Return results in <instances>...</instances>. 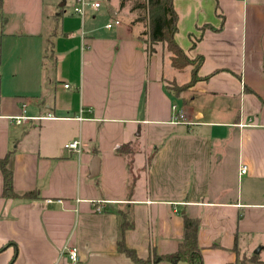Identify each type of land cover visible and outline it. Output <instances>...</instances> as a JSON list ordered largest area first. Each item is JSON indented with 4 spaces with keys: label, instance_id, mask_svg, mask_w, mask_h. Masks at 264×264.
<instances>
[{
    "label": "crops",
    "instance_id": "obj_1",
    "mask_svg": "<svg viewBox=\"0 0 264 264\" xmlns=\"http://www.w3.org/2000/svg\"><path fill=\"white\" fill-rule=\"evenodd\" d=\"M107 1L99 30L89 1L79 24L67 0H2L0 159L14 193L37 198H4L0 172V264H70L66 247L77 264H133L117 249L121 216L143 260L176 251L186 216L202 264H264V0H173L175 42L202 57L178 93L192 67L150 52L142 24ZM19 43L21 84L7 67Z\"/></svg>",
    "mask_w": 264,
    "mask_h": 264
},
{
    "label": "trees",
    "instance_id": "obj_2",
    "mask_svg": "<svg viewBox=\"0 0 264 264\" xmlns=\"http://www.w3.org/2000/svg\"><path fill=\"white\" fill-rule=\"evenodd\" d=\"M119 9H128V12L134 15L133 22L146 25L147 29L142 32L147 36L145 42L149 45V51L152 52L157 45H163L165 50L170 54L171 66L176 70L186 67H192L190 81L180 87H173L178 93L192 86L196 81L200 80L197 70L202 63V57L196 56L190 59L184 51L177 45L174 35L177 32V16L173 8V0H118ZM2 0H0L1 14ZM9 154L0 159V172L2 175V196L6 199H32L37 198L35 193H26L23 196H17L12 188V173L7 168ZM118 225L120 238L117 243V249L123 253L133 264H159L161 262L169 264H177L184 262L187 264H202L200 248L197 244V225L195 219L183 217L184 238L178 244L175 252L170 254L158 255L153 253L146 260L137 256L134 250L125 246L122 235L124 231L131 227V224L125 217L121 216ZM234 264H246V260Z\"/></svg>",
    "mask_w": 264,
    "mask_h": 264
},
{
    "label": "rangeland",
    "instance_id": "obj_3",
    "mask_svg": "<svg viewBox=\"0 0 264 264\" xmlns=\"http://www.w3.org/2000/svg\"><path fill=\"white\" fill-rule=\"evenodd\" d=\"M91 3V4H95L97 3L98 5L101 6V10H100V13L97 14L94 18V21L91 23L92 26H95L96 28H98L99 30L100 29H103V26L106 22H108V18H109V14L108 13H105L104 11H106V8L109 7V2L107 0H86V2ZM76 4V0H67V3L64 7V11H65V16L68 17V15H71V10L73 9V6ZM112 9H115L116 8V2L114 1H111L110 3ZM88 7L85 6L84 8V11L85 13L88 12ZM79 18H77L78 20V23L80 24L81 23V19L82 17L81 16H78ZM134 15L130 14L128 12V9L127 8H124L120 13L117 14V18H119V20L122 22V23H129V21L133 20L134 19ZM147 29L146 25L142 24V28H141V31H145ZM143 35V34H142ZM144 36V35H143ZM144 40H147V36H144ZM148 48H149V45H148ZM18 55H20L22 57V43H19L17 45V48L16 50L13 49L10 51V58H9V61H8V65L7 67H11V68H14L15 69H18V71H22V61L20 62L19 59H18ZM18 72V73H19ZM22 72H20V74L17 75V81L21 84L22 83Z\"/></svg>",
    "mask_w": 264,
    "mask_h": 264
},
{
    "label": "built area",
    "instance_id": "obj_4",
    "mask_svg": "<svg viewBox=\"0 0 264 264\" xmlns=\"http://www.w3.org/2000/svg\"><path fill=\"white\" fill-rule=\"evenodd\" d=\"M88 5V3L86 2V0H77L76 4L73 6L72 12L78 16L84 17L85 15V11L84 8L85 6ZM91 7L93 10H97L99 8V5L97 3L95 4H91ZM119 21L118 20H112L110 23H108L106 25V28L110 29L115 25H118ZM68 85H64V88H67ZM176 107L173 106V109H175ZM23 113H25V111L23 110ZM29 117H26L25 115H21L18 117H10V121L13 122L14 124H20L22 121L27 120ZM54 115L51 113H48L45 116L42 117H35L36 120L38 119H42V120H50V119H54ZM79 120H81V116L78 117ZM184 119L182 114H178L175 115L173 118V123H180V121H182ZM64 148L69 149V150H73L75 152L79 151L80 145L78 141H72L69 142L67 144L64 145ZM246 171V167L242 166L240 169V173H244ZM65 256L68 259V261L70 262V264H77L78 263V253H77V249L75 247H66L65 248Z\"/></svg>",
    "mask_w": 264,
    "mask_h": 264
},
{
    "label": "water",
    "instance_id": "obj_5",
    "mask_svg": "<svg viewBox=\"0 0 264 264\" xmlns=\"http://www.w3.org/2000/svg\"><path fill=\"white\" fill-rule=\"evenodd\" d=\"M97 170H98V160L97 158H94V160L92 161L91 169L89 170V176L94 177L97 173Z\"/></svg>",
    "mask_w": 264,
    "mask_h": 264
}]
</instances>
